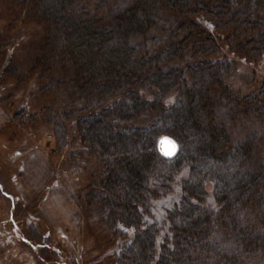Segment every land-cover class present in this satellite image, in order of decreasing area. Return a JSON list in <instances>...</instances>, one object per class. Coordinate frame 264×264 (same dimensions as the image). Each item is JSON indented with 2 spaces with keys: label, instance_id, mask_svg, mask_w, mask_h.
<instances>
[{
  "label": "trees",
  "instance_id": "1",
  "mask_svg": "<svg viewBox=\"0 0 264 264\" xmlns=\"http://www.w3.org/2000/svg\"><path fill=\"white\" fill-rule=\"evenodd\" d=\"M11 2L43 20L42 63L48 72L68 69L83 84L86 100L108 101L79 125L81 138L104 160L97 212L88 215L110 235L115 264H238L246 250L264 252V175L249 168L255 138L228 148L231 136L216 117L212 96L214 86L225 87L227 62L264 58V0H160L183 17L212 21L210 30L233 39L237 52L230 53L226 41L220 44L221 37L201 39L192 26L184 35L181 28L173 31L170 39L176 42L145 59L137 39L157 26L154 2L134 7L107 30L76 15V0ZM175 62L186 68L164 70ZM248 100L233 103L264 114V90ZM150 114L157 116L152 126L113 130L106 125ZM162 132L178 145L170 156L157 142ZM67 139L64 133V145ZM175 188L179 200L158 219L157 198ZM209 197L215 204H206ZM222 234L237 244L225 245L217 237Z\"/></svg>",
  "mask_w": 264,
  "mask_h": 264
},
{
  "label": "rangeland",
  "instance_id": "2",
  "mask_svg": "<svg viewBox=\"0 0 264 264\" xmlns=\"http://www.w3.org/2000/svg\"><path fill=\"white\" fill-rule=\"evenodd\" d=\"M11 1L0 0V264H115L110 235L88 215L97 210L96 195L105 183L104 160L81 138L79 125L108 101L86 100L80 93L83 84L68 69L48 72L42 63L43 20ZM148 2L158 4L160 18L147 36L137 39L144 47L141 59L160 56L176 42L170 39L173 31L181 28L184 35L192 26L200 30L201 39L218 42L221 37L220 44L226 41L230 53L237 52L233 39L210 30L212 21L200 15L183 17L160 0H76L73 12L107 30L124 20L129 10ZM237 58L227 62L226 88L212 89L216 117L231 136L228 148L255 138L249 168L264 175V114L233 103H247L263 92L264 58L259 62ZM220 62L225 64V59ZM163 67L166 72L186 68L183 62ZM156 118L150 114L106 125L113 130L143 128L155 124ZM64 133L66 145L61 141ZM165 133H159L158 143L169 137ZM178 190L157 198L158 219L179 200ZM206 204L215 203L209 197ZM254 205L248 207L249 218L256 211ZM217 237L227 246L237 244L233 237L230 243L224 234ZM237 261L264 264V252L246 250Z\"/></svg>",
  "mask_w": 264,
  "mask_h": 264
},
{
  "label": "water",
  "instance_id": "3",
  "mask_svg": "<svg viewBox=\"0 0 264 264\" xmlns=\"http://www.w3.org/2000/svg\"><path fill=\"white\" fill-rule=\"evenodd\" d=\"M160 147L163 153L167 156L174 154L177 150L175 142L172 139L167 138V137L161 140Z\"/></svg>",
  "mask_w": 264,
  "mask_h": 264
},
{
  "label": "snow or ice",
  "instance_id": "4",
  "mask_svg": "<svg viewBox=\"0 0 264 264\" xmlns=\"http://www.w3.org/2000/svg\"><path fill=\"white\" fill-rule=\"evenodd\" d=\"M169 154H171V153H169Z\"/></svg>",
  "mask_w": 264,
  "mask_h": 264
}]
</instances>
